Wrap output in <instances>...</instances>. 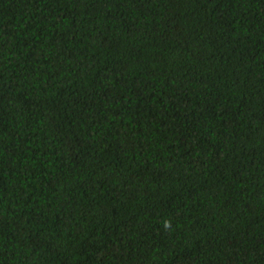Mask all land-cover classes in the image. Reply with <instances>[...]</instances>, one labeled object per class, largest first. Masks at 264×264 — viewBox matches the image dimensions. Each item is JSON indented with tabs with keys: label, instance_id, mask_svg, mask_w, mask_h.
<instances>
[{
	"label": "trees",
	"instance_id": "16d2710c",
	"mask_svg": "<svg viewBox=\"0 0 264 264\" xmlns=\"http://www.w3.org/2000/svg\"><path fill=\"white\" fill-rule=\"evenodd\" d=\"M0 264H264V0H0Z\"/></svg>",
	"mask_w": 264,
	"mask_h": 264
},
{
	"label": "clouds",
	"instance_id": "9594fccd",
	"mask_svg": "<svg viewBox=\"0 0 264 264\" xmlns=\"http://www.w3.org/2000/svg\"><path fill=\"white\" fill-rule=\"evenodd\" d=\"M165 227H166V228H170V227H171L170 222H166V223H165Z\"/></svg>",
	"mask_w": 264,
	"mask_h": 264
}]
</instances>
